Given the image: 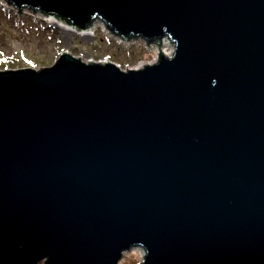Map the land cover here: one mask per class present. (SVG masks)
<instances>
[{
  "label": "water",
  "instance_id": "1",
  "mask_svg": "<svg viewBox=\"0 0 264 264\" xmlns=\"http://www.w3.org/2000/svg\"><path fill=\"white\" fill-rule=\"evenodd\" d=\"M175 57L0 72V264H264V0H6Z\"/></svg>",
  "mask_w": 264,
  "mask_h": 264
},
{
  "label": "rangeland",
  "instance_id": "2",
  "mask_svg": "<svg viewBox=\"0 0 264 264\" xmlns=\"http://www.w3.org/2000/svg\"><path fill=\"white\" fill-rule=\"evenodd\" d=\"M0 7L5 11L14 12L8 8H5L0 1ZM17 18L19 17H30L38 21L42 18L38 13H29L24 12L23 14L14 13ZM33 25V24H32ZM98 28H103V24H97ZM27 28L20 29L13 20L5 21L4 17L0 14V71L4 69H24V68H33V69H43L46 67L52 66L57 58L58 51H68L72 54L79 55H97L102 58L111 59L112 55L116 56V62L119 59H122V62H119V65L122 68H126L127 63L123 62V56L119 54V48L115 46H108V41L101 37L104 34H99L94 31L95 34L89 37V41H82L80 37L78 39L76 36H72L65 31L61 32V39H54L53 37L47 36L50 40L46 41L42 32L37 33L36 28L31 29V24L27 23ZM106 29V28H105ZM107 39V37H105ZM168 42V43H167ZM166 44L171 48L170 53L173 58L174 54V43L167 41ZM168 47V46H167ZM168 47V48H169ZM148 51H150L148 49ZM140 55H143V51L140 52ZM100 60V59H98ZM97 60V61H98ZM104 60V59H101ZM118 63V62H117ZM5 65V67L3 66ZM140 251V250H139ZM141 252V251H140ZM139 253L136 251H131L121 264H140L139 263ZM39 264H43L42 262Z\"/></svg>",
  "mask_w": 264,
  "mask_h": 264
},
{
  "label": "bare ground",
  "instance_id": "3",
  "mask_svg": "<svg viewBox=\"0 0 264 264\" xmlns=\"http://www.w3.org/2000/svg\"><path fill=\"white\" fill-rule=\"evenodd\" d=\"M1 3L3 4V6L5 8H8L14 12H8L5 13V11L0 7V14L4 17L5 21H9L10 19L14 21L15 24H17L18 27H20V29H23L22 26L24 25L22 23V20L24 19H28L30 17L28 16H24V17H19L17 18L15 16V12L19 13L17 8L15 7V5L13 3H8L6 0H0ZM24 12H29V13H38L42 18H40L38 21H36L33 18L31 21V29L36 28L35 31L37 33L42 32V34L44 35L46 41L50 40L47 36L49 37H53L54 39H61V32L65 31L66 33L72 35V36H76V38L78 39V37L81 38L82 41L86 42L87 40L89 41V37H91L92 35L95 34L94 31L98 32L99 34H104L101 35V37L105 40L108 41V46H113L111 48H114L115 46H117L119 48V54L122 55L123 57V62L127 63L126 68H122L119 65V62H122V59H119L117 62L116 60V56L112 55V58H114L113 60H109L106 58H102L101 56H97L92 55H79L76 56L74 54H72L71 52L68 51H58V58L56 60V62L61 58V54L62 53H67L69 54V56L85 63V64H91V63H96L99 65H105L107 62H110L114 65H116L123 73H127L129 70L132 71H137V70H141L144 69L146 66H155L156 64H158L159 62V57L160 54L162 53L165 57V59H172L171 57V48L169 47V45L166 44L167 41L174 43L169 36H164L161 38H155L152 41H146L144 39V37L142 35L133 38V39H123L122 37H120L118 34H116L115 32H113L104 22V20H102L100 17H95L93 20H91V24L90 27L88 29H79V28H75L72 26H69L68 24H66L65 22H63L60 18L58 17H53V16H49V14L47 15L46 13L40 11V10H35V9H31L28 7H23L21 9L20 14H23ZM103 24V28L101 29L100 27L98 28L97 24ZM33 24V25H32ZM27 31H29V28L26 27ZM47 35V36H46ZM105 37H107V39H105ZM168 43V42H167ZM175 44V43H174ZM169 48H168V47ZM148 49L150 51H148ZM176 49H177V45H174V54H173V58L175 57L176 54ZM143 51V55H140V52ZM100 59V60H98ZM104 59V60H101ZM98 60V61H97ZM56 62L52 65L54 66L56 64ZM50 66V67H52ZM50 67H46V68H50ZM24 69H31V70H35L33 68H24ZM45 69V68H43ZM14 70H21V69H4L2 71H14ZM42 69H38V71H41ZM1 72V71H0ZM140 254L139 255V263L142 264L144 262V257L146 256L147 252L145 250V248L143 246H133L128 250H122L121 254L122 257L120 258L118 264H121V262L125 259V257L131 252V251H136ZM141 252H140V251ZM47 259L42 260L41 262L44 264V262ZM40 262V263H41Z\"/></svg>",
  "mask_w": 264,
  "mask_h": 264
},
{
  "label": "trees",
  "instance_id": "4",
  "mask_svg": "<svg viewBox=\"0 0 264 264\" xmlns=\"http://www.w3.org/2000/svg\"><path fill=\"white\" fill-rule=\"evenodd\" d=\"M31 21H32V19H30V18L22 20V23L24 24L23 28L26 29L27 23L31 24ZM3 66L5 67V65H3Z\"/></svg>",
  "mask_w": 264,
  "mask_h": 264
}]
</instances>
